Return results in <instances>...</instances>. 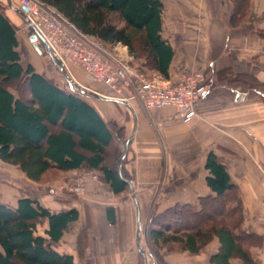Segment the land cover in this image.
I'll return each instance as SVG.
<instances>
[{
  "label": "crops",
  "instance_id": "obj_1",
  "mask_svg": "<svg viewBox=\"0 0 264 264\" xmlns=\"http://www.w3.org/2000/svg\"><path fill=\"white\" fill-rule=\"evenodd\" d=\"M160 1L162 37L174 52L170 80L177 81L191 73L206 77L209 90L198 116L184 124L175 109L148 110L131 94L127 95L129 106L110 102L106 100L110 91L105 86L93 82L79 66L70 64V76L90 92L91 97L82 99L113 134L110 150H114V158L118 156L121 138L111 122L117 121L115 125L124 129L127 138L118 172L128 184V192L115 195L100 179L102 172L87 167L57 172L63 175L60 179L41 183L30 180L19 167L0 160L7 171H16L21 177V184H0V203L17 208L20 200L34 199L52 213L77 210L78 220L54 245L59 254L72 256L74 264H144L143 254L148 264H158L144 247V236L138 238L139 214L143 231L149 219V205L156 204L160 213L177 204L198 207L202 197L212 194L205 165L209 154L215 152L239 188L245 209L243 229L262 238V244L254 246L251 254L258 264H264V90L250 88L247 80L239 79L248 76L264 83V38L258 35L264 32V0H248L245 15L238 16L241 21L237 24L232 20L238 0ZM6 2L10 10L1 8L17 29L22 65L32 66L37 74L65 90L57 84V73H61L48 53L45 56L34 46V32L27 40L28 22L18 12L21 0ZM31 47L35 52L29 51ZM110 48L131 67L138 65L126 47ZM120 107H127L124 118L119 117ZM84 174L95 175L98 180L90 179L86 195L77 198L72 190ZM48 229V222H44L38 225V234L46 236ZM218 250L219 242L215 240L200 255L172 253L166 255L165 262L210 264V256Z\"/></svg>",
  "mask_w": 264,
  "mask_h": 264
},
{
  "label": "trees",
  "instance_id": "obj_2",
  "mask_svg": "<svg viewBox=\"0 0 264 264\" xmlns=\"http://www.w3.org/2000/svg\"><path fill=\"white\" fill-rule=\"evenodd\" d=\"M41 1L101 44L126 47L140 73L147 69L171 79L174 52L162 37L160 0ZM248 5V0L236 2L232 23L241 21L238 16L243 18ZM258 35L264 38V32ZM19 46L16 27L0 10V160L19 167L34 182L52 171L67 173L87 167L102 172L100 179L115 195L128 192L118 172L121 154L117 152L114 161L109 157L112 132L82 95L60 89L32 66L25 68ZM239 79H251L254 89L264 88L254 78ZM111 126L114 130L116 125ZM205 167L211 195L202 197L198 207L177 204L151 217L152 256L163 264L162 251L200 255L218 240L219 250L210 256V264H258L251 249L261 245L262 238L243 229L245 209L238 186L215 152L209 154ZM78 217L77 210L52 213L34 199L20 200L17 208L0 203V264H74L72 256L59 254L54 245ZM44 222L49 229L41 236L38 225Z\"/></svg>",
  "mask_w": 264,
  "mask_h": 264
},
{
  "label": "built area",
  "instance_id": "obj_3",
  "mask_svg": "<svg viewBox=\"0 0 264 264\" xmlns=\"http://www.w3.org/2000/svg\"><path fill=\"white\" fill-rule=\"evenodd\" d=\"M20 7L27 10L28 26L44 38L58 63L67 72L70 64L79 66L93 82L110 91L109 98L126 102L130 97L137 98L148 110L173 108L184 124H190L198 116L209 90L203 73H191L177 81L147 79L119 53H111L103 44L80 32L41 0H21ZM90 179L98 180V177L84 174L78 178L74 192L77 195L86 192Z\"/></svg>",
  "mask_w": 264,
  "mask_h": 264
},
{
  "label": "rangeland",
  "instance_id": "obj_4",
  "mask_svg": "<svg viewBox=\"0 0 264 264\" xmlns=\"http://www.w3.org/2000/svg\"><path fill=\"white\" fill-rule=\"evenodd\" d=\"M7 0H5V3H1L0 2V10L1 11H3V9L1 8V7H3V8H5V10L7 9L8 11L10 10V8H9V6H8V3L6 2ZM18 31H20V30H18ZM27 40H29V38L28 37H30L31 35H32V32L30 31V29H29V27L27 28ZM35 46V45H34ZM106 49H108V50H111V48L109 47V46H105V45H103ZM39 48H40V51L41 52H43V54H45V56L47 55V51H46V49L44 48V46H42V45H39ZM28 49V48H27ZM29 50V49H28ZM29 51H31V52H35V50L33 49V47H31L30 48V50ZM140 73V72H139ZM141 74H143L147 79H153L155 76H156V74L153 72V71H150V70H147V69H142L141 70ZM58 79V82L59 83H57V84H59V85H61L65 90H69V91H72V93H75V94H77V95H82L83 97L85 96L86 98H89V97H91L89 94H87V92H89L87 89H85V88H83L82 86H80V84H76V86L74 87V89L72 90V89H70V84H69V86H67V84H68V82L66 81V79L64 78V76L62 75V74H59V73H57V76H56ZM55 77V78H56ZM71 77V76H70ZM157 77H158V75H157ZM158 78H160V77H158ZM71 79L73 80V78L71 77ZM74 81V80H73ZM84 82V80H82V83ZM74 83H75V81H74ZM77 83V82H76ZM246 84L247 85H249V86H251V87H256V84H255V82L254 81H252V80H247L246 81ZM84 85H86V86H90L89 84H84ZM259 88H261L260 89V91H262V90H264V88H262V86H260ZM11 90H13V92L15 93V95L16 96H18V93H17V91L15 90V89H11ZM67 90V91H68ZM83 92H86V93H83ZM107 94H109L110 95V97L112 96V94L111 93H109V92H107ZM89 95V96H88ZM125 112H128V110H127V107H120V114L121 115H119V117H126V114H125ZM128 114V113H127ZM117 123V121H112L111 122V125H115ZM118 124V123H117ZM121 128H119V125H116L115 126V128H114V131H115V133H118L119 135H118V137H120L121 138V144H120V149H117V151H118V154H121V151L123 152V150H124V148H125V140H126V138H127V136H126V134L123 132L124 131V129H121ZM111 154L112 155H110L109 157H110V159L112 158L113 159V161H114V150H112V152H111ZM63 175H61V174H59V173H57V172H52V173H48L47 175H45L44 176V178L41 180V183H47V182H53V181H56V180H58V179H60L61 177H62ZM12 178H15V180H17V181H13V180H11ZM21 177H20V175H19V173L18 172H9V171H7L6 170V168L3 166V165H1V162H0V184H21ZM73 191V193H74V195L77 197V198H83L85 195H86V193H87V190H86V192H84L82 195H77L75 192H74V189L72 190ZM160 212H159V208H158V206L156 205V204H152V205H149V206H147V210H146V216L147 217H149V219H148V223L146 222V223H144L145 225H144V228H143V231H142V239H144L143 241V244H144V247L148 250V253L149 254H151L152 255V251H151V247H150V244H149V241H148V230H149V226H150V222H151V217H153L154 215H157V214H159ZM144 234V235H143ZM147 237V238H146ZM145 238L147 239V240H145ZM167 251V250H166ZM163 255H165L164 256V263L163 264H166V262H165V257H166V255L168 254L167 252H165V251H162L161 252ZM169 254H172V253H169ZM168 254V255H169ZM154 257V256H153ZM155 259V258H154ZM156 263H160V262H158L157 260H156Z\"/></svg>",
  "mask_w": 264,
  "mask_h": 264
},
{
  "label": "water",
  "instance_id": "obj_5",
  "mask_svg": "<svg viewBox=\"0 0 264 264\" xmlns=\"http://www.w3.org/2000/svg\"><path fill=\"white\" fill-rule=\"evenodd\" d=\"M18 12L23 15L26 19V21L28 22V19L26 17L27 14V10L25 8H20L18 10ZM33 31L35 32V34L32 36L31 40L34 43L35 47L37 50H40V48L35 44L38 40H41L43 46L45 47L49 57L51 58V60L53 61V63L56 65V67L58 68V70L60 71V73L64 76V78L66 79V81L70 84V86L76 85L74 83V81L71 79L70 75L68 74L67 70L58 63V61L56 60V58L53 56L47 42L44 40V38H42L40 35H38V33L33 29ZM86 93V92H83ZM90 92H87V94H89ZM95 97L104 99L103 97H100L97 94L92 93ZM106 100L113 102V103H120V104H124L129 106L128 102L126 101H122V100H115L112 98H106ZM138 238L141 239L142 238V222H141V214H139V230H138ZM143 258H144V264H148L147 259H146V255L143 254Z\"/></svg>",
  "mask_w": 264,
  "mask_h": 264
},
{
  "label": "bare ground",
  "instance_id": "obj_6",
  "mask_svg": "<svg viewBox=\"0 0 264 264\" xmlns=\"http://www.w3.org/2000/svg\"><path fill=\"white\" fill-rule=\"evenodd\" d=\"M34 32V31H33ZM34 34H35V32H34ZM38 47H39V45H43L42 44V42H41V40H39V42H37V43H35Z\"/></svg>",
  "mask_w": 264,
  "mask_h": 264
}]
</instances>
